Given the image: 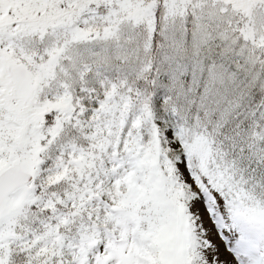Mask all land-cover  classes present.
<instances>
[{
	"label": "snow or ice",
	"instance_id": "6c2138e0",
	"mask_svg": "<svg viewBox=\"0 0 264 264\" xmlns=\"http://www.w3.org/2000/svg\"><path fill=\"white\" fill-rule=\"evenodd\" d=\"M0 264H264V0H0Z\"/></svg>",
	"mask_w": 264,
	"mask_h": 264
}]
</instances>
